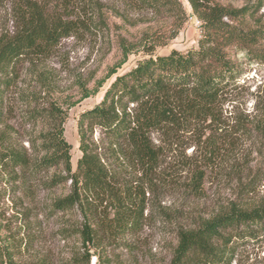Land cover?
Wrapping results in <instances>:
<instances>
[{
  "label": "rangeland",
  "instance_id": "374dc122",
  "mask_svg": "<svg viewBox=\"0 0 264 264\" xmlns=\"http://www.w3.org/2000/svg\"><path fill=\"white\" fill-rule=\"evenodd\" d=\"M61 1H52L51 8L81 17L84 25L49 55L26 61L12 73L0 122V153L17 151L31 163L48 156L58 107L66 117L64 135L75 171L82 157L81 115L98 106L114 78L149 52L166 55L198 47L202 20L188 0H179L186 14L153 11L139 0ZM213 2L237 8L260 4L248 24L264 19V0ZM16 6L17 0H0V36L14 31ZM230 54L239 65V88L227 97L223 112L230 122L244 117L245 126L219 137L215 154L196 143L193 131L182 132L176 143L162 144L155 180L145 184L141 172L117 159L98 128L89 129L88 140L116 179L145 192L137 230L116 229L111 218L115 202L55 207L56 198L73 190L64 163L36 171L0 164V264L9 259L17 264H172L182 229L196 228L233 205L264 204V127L256 123L264 102V62L246 51ZM54 175L63 177L60 184L52 185ZM86 224L95 234L93 246L82 234ZM233 264H264L263 231L238 247Z\"/></svg>",
  "mask_w": 264,
  "mask_h": 264
},
{
  "label": "trees",
  "instance_id": "16d2710c",
  "mask_svg": "<svg viewBox=\"0 0 264 264\" xmlns=\"http://www.w3.org/2000/svg\"><path fill=\"white\" fill-rule=\"evenodd\" d=\"M52 1L58 2L17 0L15 29L0 36V122L12 73L26 61L49 55L62 39L73 36L84 25L81 17H72L65 9H52ZM188 1L193 14L202 20L198 47L174 49L166 55L149 52L133 68L114 78L100 104L79 119L82 157L77 170L72 169L71 145L64 135L66 117L59 114L58 107L54 113L60 120L50 133L48 156L31 163L23 154L6 150L0 153V164L36 171L64 163L73 190L56 198L55 207L67 210L83 203L106 202L111 206L115 202L116 213L111 218L116 229H139L145 192L133 191L128 183L116 179L88 140L89 129L98 128L117 159L127 160L141 172L145 184H152L163 155V143L174 144L180 133L193 131L196 143L207 146L211 156L219 148V137L229 134V128L245 126L244 117L236 116L230 122L223 112L225 100L239 88V65L230 50L246 51L264 62V19L248 24L260 4L237 8L213 0ZM65 2L62 0L61 4ZM139 2L153 11L168 9L186 14L179 0ZM256 123L264 127V102ZM62 179L54 175L50 181L52 185L60 184ZM87 225L82 234L85 243L93 246L95 234ZM261 231L264 232V204L252 208L233 205L196 228L182 229L172 264H233L238 247L259 238ZM98 256L103 258V253ZM3 264L17 263L9 259Z\"/></svg>",
  "mask_w": 264,
  "mask_h": 264
}]
</instances>
